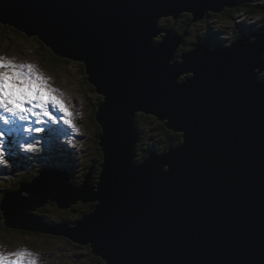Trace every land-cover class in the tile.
<instances>
[{
	"label": "water",
	"instance_id": "1",
	"mask_svg": "<svg viewBox=\"0 0 264 264\" xmlns=\"http://www.w3.org/2000/svg\"><path fill=\"white\" fill-rule=\"evenodd\" d=\"M238 0H0V23L85 64L103 96L96 119L103 163L82 182L47 167L6 192L4 225L90 245L102 264H264V28L225 48L204 41L175 54L184 34L163 18L223 13ZM161 36V40L155 38ZM191 73L184 81L181 74ZM138 113L182 135L138 160ZM95 206L54 225L55 202Z\"/></svg>",
	"mask_w": 264,
	"mask_h": 264
},
{
	"label": "rangeland",
	"instance_id": "2",
	"mask_svg": "<svg viewBox=\"0 0 264 264\" xmlns=\"http://www.w3.org/2000/svg\"><path fill=\"white\" fill-rule=\"evenodd\" d=\"M251 1L253 4L264 5V0ZM259 8L264 7L259 6ZM236 13L237 15L234 16ZM236 13H233L232 18L221 14L222 19H218V21L209 18L205 23H202V21L192 22L184 34V42L188 36L187 32L189 29L192 30L190 37V40H192L197 34H204L210 27L212 29L209 30L208 33L210 35L208 34L207 38L208 40L214 39L218 43L217 46L212 44L210 47L225 48L227 44L232 43V38H235L236 33L242 32L245 36L254 30H259L258 26L263 24L260 15L254 16L244 9L238 10ZM166 19L168 18H163L160 21L164 29H170L172 33L177 35L183 33L177 32L173 27L168 28ZM226 21L228 24L232 22L233 25H230L232 28L225 25ZM252 21L254 23H251ZM257 24L259 25L257 26ZM178 28L181 27L179 26ZM182 28L184 31L186 27ZM217 34L220 36H217ZM165 35L166 32H161L155 38L160 41L161 36ZM182 50L185 51L184 47L177 50L175 59L182 60L180 58ZM0 55L12 59L16 63H31L35 65L36 70L48 78L52 86L59 89L63 94V98L69 104L73 113L76 129H78V131H74L72 127L61 121L58 124L38 125L46 128L45 132L39 134L32 133V135H29L17 128L15 129L17 130L16 132L15 130L14 132L12 131L8 137L10 141L8 143L9 155L6 157L8 163H0V200L8 189H16L21 182L31 179L43 167L53 166L51 163L56 164V166L60 165V167L70 168L74 183L82 182L84 180L82 177L89 172L88 168L94 163L92 181L95 183L94 181L98 180L97 177L101 172L100 165L103 163V152L99 145L100 125L96 119L97 105L102 103L100 102L102 96L88 81L87 74L84 72L85 64L68 58H66L68 59L66 61L65 58L58 55L60 58H55L53 51L45 44H42L38 37L28 36L23 32H13L5 28L3 24L0 25ZM263 74H261V77H263ZM189 76H192V74L185 72L180 77L184 81ZM53 111L58 117L62 115L55 112V110ZM146 115L148 117L146 121L143 120L142 122L140 121V124L138 123L143 137H141L136 146L138 159L147 156L145 154L147 150L142 154L140 153L142 148L139 146L143 144L144 147V145L146 146L149 143L150 146H153L152 150L157 151V146L161 144L160 140L162 139L161 136H163L157 127L158 123L156 122L159 120L152 113H147ZM53 125L61 131L55 130L52 127ZM49 129H54V131ZM32 140L40 142L38 150L29 152L21 147L25 141ZM31 157L33 159L26 160ZM51 203L37 209V214L40 213L41 218L43 213L44 216H56L55 219L68 218L75 221L82 211L88 212V210H92V206H95L94 202L86 203L80 201L76 205L73 204L70 209H64L56 206L55 202ZM45 207H48V211L52 212H44ZM51 225L54 224H49L48 226ZM0 247L7 252L27 249L33 253L32 256L25 258V264H89L92 260L95 263V258L91 256L92 249L90 245H81L62 235L7 227L4 225L2 214H0Z\"/></svg>",
	"mask_w": 264,
	"mask_h": 264
},
{
	"label": "snow or ice",
	"instance_id": "3",
	"mask_svg": "<svg viewBox=\"0 0 264 264\" xmlns=\"http://www.w3.org/2000/svg\"><path fill=\"white\" fill-rule=\"evenodd\" d=\"M53 110L62 115L58 117ZM61 121L78 131L60 90L53 87L35 65L16 63L0 55V163H8V137L17 127L29 135L39 134L46 131L45 127H34L33 123L48 125ZM39 146L38 140L21 145L29 152L38 150ZM32 255L27 249L7 252L0 247V264H25V258Z\"/></svg>",
	"mask_w": 264,
	"mask_h": 264
},
{
	"label": "trees",
	"instance_id": "4",
	"mask_svg": "<svg viewBox=\"0 0 264 264\" xmlns=\"http://www.w3.org/2000/svg\"><path fill=\"white\" fill-rule=\"evenodd\" d=\"M239 1V4L236 6V7H234V8H228L227 9V11L224 13L227 17H229V18H232V16H233V12L234 13H236V12H238V10H241V9H244L245 11H247L249 14H254V15H260V17L262 18V20H263V24L261 25V29L262 28H264V11H263V9L264 8H259V4H254V5H252V1L250 0H238ZM224 15V16H225ZM183 16H184V18H183ZM224 16H222V17H224ZM192 18H193V15L191 14V13H184L182 16H180L179 18H177V19H175L174 17H169L168 19H166L165 21L167 22V25H168V28H171V27H173V28H175L176 29V27L180 24L181 26V28H178V29H176L177 30V32H183V28L182 27H186V26H188L190 23H192L193 21H192ZM209 18L210 19H213V20H217L218 21V19H222L221 18V14H218V13H215V12H209V13H207V17L204 19V20H201L202 21V23H205L207 20H209ZM163 20V19H162ZM183 20V21H182ZM162 23V22H161ZM2 23H0V25H1ZM225 25L227 26V27H229L230 25H233L232 24V22H230L229 24H228V22L226 21L225 22ZM3 26L5 27V28H7V29H9V30H12L13 32H15V31H17L18 33H22L21 31H19V30H17L15 27H12V26H10V25H7V24H3ZM162 26H163V24H162ZM179 27V26H178ZM212 28H210L209 27V30H211ZM209 30L207 31L206 30V32L204 33V34H198L199 35V37L201 38V39H206V37H207V35L209 34L210 35V33H208L209 32ZM242 36H244L243 34H237L236 35V37L234 38H232V40L234 41V40H236V39H238V38H240V37H242ZM218 41V40H217ZM197 43V42H196ZM42 44H44V42L42 41ZM183 45H181V47H182ZM193 48V47H192ZM191 48V49H192ZM190 49V50H191ZM54 53V52H53ZM55 54V53H54ZM57 55L55 54V58H60V57H56ZM65 60L67 61L68 59H66L65 58ZM84 66V65H83ZM84 69H86L85 68V66H84ZM85 73H86V70L84 71ZM87 74V73H86ZM191 74V73H190ZM263 74V73H262ZM263 77H264V74H263ZM263 77H261L262 79H264ZM87 79H88V76H87ZM102 96V95H101ZM102 98H103V96H102ZM102 98L100 99V102L102 101ZM148 117H147V115L146 114H143V113H138V115H137V117H136V121L140 124V121L142 122L143 120H145L146 121V119H147ZM156 123H158V125H157V127H158V129L160 130V132H161V134L163 135V136H161V140H160V142H161V144H159V146H157V151L160 153V152H163L166 148H168L169 147V145L170 144H178L179 142H181L182 141V135L180 134V133H178V132H174V131H172V130H170V129H168L167 127H166V124H165V122H161V121H158V122H156ZM100 125V124H99ZM99 132L101 133L102 132V130H101V125H100V130H99ZM143 138V137H142ZM139 147H141L142 149H141V151L142 152H140V153H142L143 154V152L145 151V150H147V153H150L151 151H153L152 150V148H153V146H150L149 145V143L145 146L144 145V147H143V144L141 145V146H139ZM145 153V152H144ZM147 153H145L146 155H147ZM31 159H33L32 157L31 158H28V159H26V160H31ZM140 159L141 158H139L138 160L140 161ZM142 160V159H141ZM20 174H22V173H20ZM32 175V174H31ZM28 180H30V179H28ZM19 186H20V184H19ZM18 186V187H19ZM9 191L10 190H13V189H8ZM95 204V203H94ZM48 205V204H47ZM93 207L94 206H92L91 208L93 209ZM47 210V211H46ZM91 210V209H90ZM90 210H88V211H90ZM44 211V210H43ZM44 212H47V213H50V212H52V211H48V207H45V211ZM73 212V211H72ZM85 212H81L80 214H79V216H78V219L79 218H82L83 217V214H84ZM0 214H2V213H0ZM39 215H41L40 213H39ZM45 216H47V217H45ZM44 216V214L42 213V217L45 219V220H47L48 222H49V224H53V223H57V222H61L62 220H67V221H72V220H69V219H66V218H61V219H55L56 218V216H48V215H45ZM82 245V244H81ZM52 254V253H51ZM91 256H93L94 258H95V263L93 262L94 260H92V262L91 263H89V264H101L102 262H104V260H103V258L102 257H100V256H96L95 254H93V252H92V254H91Z\"/></svg>",
	"mask_w": 264,
	"mask_h": 264
},
{
	"label": "flooded vegetation",
	"instance_id": "5",
	"mask_svg": "<svg viewBox=\"0 0 264 264\" xmlns=\"http://www.w3.org/2000/svg\"><path fill=\"white\" fill-rule=\"evenodd\" d=\"M225 12H223V14H224ZM234 13V12H233ZM232 13V14H233ZM254 15V14H253ZM183 18H184V16H183ZM183 21V20H182ZM194 22V21H193ZM191 25V23L188 25V26H190ZM259 25V24H258ZM178 26H181L180 24L178 25ZM178 26L176 27V29H178ZM187 26V27H188ZM260 26L261 25H259L258 26V29L260 28ZM190 28V27H189ZM241 33V32H240ZM240 33H236V35L237 34H240ZM191 34H192V30H190L189 29V31L187 32V37L185 38V42L182 44L183 46L182 47H184V50L185 51H189L193 46H194V44L196 43V42H198L199 40H201V38L199 37V35L197 34L196 36H195V38H193L192 40H190V37H191ZM236 37V36H235ZM189 38V39H188ZM202 40H204L207 44H209L210 46H212V44H214V46H217V42L213 39V40H208V38L206 37V40L205 39H202ZM181 46H180V48H179V50L182 48ZM185 51H181L182 53L183 52H185ZM181 53V54H182ZM180 56V55H179ZM97 256V255H96Z\"/></svg>",
	"mask_w": 264,
	"mask_h": 264
},
{
	"label": "clouds",
	"instance_id": "6",
	"mask_svg": "<svg viewBox=\"0 0 264 264\" xmlns=\"http://www.w3.org/2000/svg\"><path fill=\"white\" fill-rule=\"evenodd\" d=\"M252 5H253V3H252ZM260 6H263V7H264V5H260ZM241 10H243V9H241ZM226 11H227V9H226L224 12H226ZM236 15H237V13H236L234 16H236ZM254 16H258V15H254ZM206 17H207V16H206ZM206 17H205V18H206ZM205 18H204V19H205ZM204 19H203V20H204ZM229 27L232 28L231 26H229ZM259 30H261V28H259ZM259 30H258V31H259ZM253 32H254V31H253ZM239 33H240V32H239ZM251 33H252V32H251ZM241 34H242V32H241ZM248 35H249V34H248ZM235 36H236V35H235ZM199 41H200V40H199ZM199 41H198V42H199ZM201 41H204V40L201 39ZM204 42H205V41H204ZM232 42H233V40H232ZM194 45H195V44H194ZM209 46H210V45H209ZM179 48H180V47H179ZM260 77H261V76H260ZM88 81H89V80H88ZM91 84H92V83H91ZM92 85H93V84H92ZM99 94H100V93H99ZM102 100H103V99H102ZM97 106H99V105H97ZM147 156H149V153H148ZM147 156H145V157H147ZM145 157H143V158H141V159H144ZM141 159H140V161H141ZM53 167H58V165L56 166L55 164H53ZM67 169H68V170H71L70 168H67ZM71 171H72V170H71ZM27 181H28V180H27ZM21 183H22V182H21ZM21 183H20V184H21ZM18 188H19V187H17L16 189H18ZM3 196H4V195H3ZM3 196L1 197V200H2ZM1 200H0V203H1ZM88 212H89V211H88ZM1 213H2V212H1ZM36 213H37V211H36ZM85 213H87V212H85ZM2 216H3V214H2ZM42 218H43V217H42ZM43 219H44V218H43ZM66 219H68V218H66ZM44 220H45V219H44ZM76 220H78V218H77ZM76 220H75V221H76ZM62 221H67V220H62ZM75 221H67V222H75ZM53 224H55V223H53ZM90 248H91V247H90ZM93 254H94V253H93ZM102 263H103V262H102ZM102 263H101V264H102Z\"/></svg>",
	"mask_w": 264,
	"mask_h": 264
},
{
	"label": "bare ground",
	"instance_id": "7",
	"mask_svg": "<svg viewBox=\"0 0 264 264\" xmlns=\"http://www.w3.org/2000/svg\"><path fill=\"white\" fill-rule=\"evenodd\" d=\"M244 16V15H243ZM244 18V17H243ZM237 20V19H236ZM258 22V21H257ZM251 23H254L253 21L251 22ZM257 26H258V24H257ZM223 32H226V31H223ZM256 32H258V30H254V32L253 33H256ZM225 34V33H224ZM217 36H218V34H217ZM220 36V35H219ZM220 41V40H219ZM229 45H231V44H227V46H229ZM99 123V122H98ZM48 125H52V124H48ZM43 127H45V126H43ZM55 130H57V131H61L60 129H58L56 126H52ZM46 129V128H45ZM102 130V129H101ZM139 132H140V129H139ZM142 137V136H141ZM141 137H140V139H139V141L141 140ZM138 141V142H139ZM59 143H62V142H59ZM64 143V142H63ZM54 145H55V143H54ZM53 147V146H52ZM148 155V154H147ZM146 158V157H145ZM13 190H15V189H13ZM80 202V201H79ZM39 207H37V209H38ZM3 218H4V216H2ZM3 221H4V219H3ZM44 221H46V223L47 224H49V222L47 221V220H44ZM22 230H25V231H29V230H27V229H22ZM33 232H35V231H33ZM69 238V237H68ZM98 256V255H97Z\"/></svg>",
	"mask_w": 264,
	"mask_h": 264
}]
</instances>
